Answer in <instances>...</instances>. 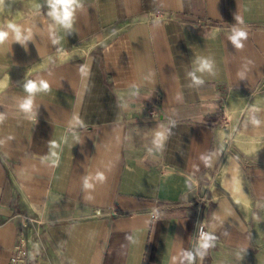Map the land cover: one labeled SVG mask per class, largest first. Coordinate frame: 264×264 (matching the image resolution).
I'll use <instances>...</instances> for the list:
<instances>
[{"label": "crops", "instance_id": "obj_1", "mask_svg": "<svg viewBox=\"0 0 264 264\" xmlns=\"http://www.w3.org/2000/svg\"><path fill=\"white\" fill-rule=\"evenodd\" d=\"M54 11L0 25V264H264V0Z\"/></svg>", "mask_w": 264, "mask_h": 264}, {"label": "clouds", "instance_id": "obj_2", "mask_svg": "<svg viewBox=\"0 0 264 264\" xmlns=\"http://www.w3.org/2000/svg\"><path fill=\"white\" fill-rule=\"evenodd\" d=\"M3 3V0H0V4ZM76 4V0H52V7L53 9H55V11L53 13H51V15H54L56 17L57 20L61 21L64 24H68L70 22V20L72 19V9L73 6ZM63 9V11L61 12L60 10ZM238 20H240V18L238 17ZM242 23V21H240ZM8 28L13 29L15 31H17V39H19V30L16 28L15 24L9 23L8 24ZM8 37V33L6 31H0V43H3ZM232 39V42L234 44H236V46L238 48H242L243 45L239 43L240 40L246 39L247 38V33L244 30H239L236 29L235 30V35L230 37ZM204 68H208L209 65L207 63H205L203 65ZM43 88L47 89L49 86L48 84L44 83ZM38 85L34 82H29L27 84V91L29 93H34L35 91H37ZM23 109L25 111L29 110L31 108V101H28L27 103L22 105ZM100 179H103V176L101 175L99 177ZM90 187V186H89ZM209 239L208 237H205V240ZM205 248L209 247V245L207 243H205L203 245ZM189 259H191V256L188 257Z\"/></svg>", "mask_w": 264, "mask_h": 264}, {"label": "built area", "instance_id": "obj_3", "mask_svg": "<svg viewBox=\"0 0 264 264\" xmlns=\"http://www.w3.org/2000/svg\"><path fill=\"white\" fill-rule=\"evenodd\" d=\"M35 223V221L28 220L25 227L23 228L22 232L19 236V245L16 248V254L13 256V264H29V249L32 243V234H38V230L32 231L31 224ZM207 228L204 223H200L196 233V240L197 242H201L205 240L207 237Z\"/></svg>", "mask_w": 264, "mask_h": 264}, {"label": "rangeland", "instance_id": "obj_4", "mask_svg": "<svg viewBox=\"0 0 264 264\" xmlns=\"http://www.w3.org/2000/svg\"><path fill=\"white\" fill-rule=\"evenodd\" d=\"M25 2H26V0H3V3L0 4V25L2 22L12 20V18L15 16L14 13H15V10L18 7V5H22ZM259 95L261 96V99H260V100H262L261 107H262L263 112H264V85L261 88V92ZM230 132L231 131H226L225 134L230 135ZM236 141H237V143H240L241 142L240 137H237ZM221 174H222L221 180H222V184L224 186L228 187V186H231L232 184L236 183V181H237L236 175H235L236 178L234 177V179L229 178V179L225 180L223 171Z\"/></svg>", "mask_w": 264, "mask_h": 264}]
</instances>
